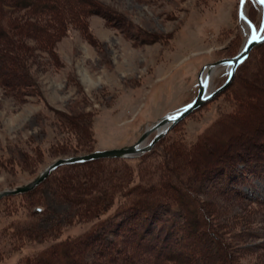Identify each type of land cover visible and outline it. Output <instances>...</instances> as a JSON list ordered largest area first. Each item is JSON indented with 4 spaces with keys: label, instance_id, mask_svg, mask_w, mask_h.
<instances>
[{
    "label": "rangeland",
    "instance_id": "374dc122",
    "mask_svg": "<svg viewBox=\"0 0 264 264\" xmlns=\"http://www.w3.org/2000/svg\"><path fill=\"white\" fill-rule=\"evenodd\" d=\"M20 1L0 0V191L29 183L60 157L132 145L189 104L201 69L236 55L250 34L239 0ZM243 10L259 29V0ZM260 44L219 92L229 66L212 73L207 91L215 94L152 153L59 166L32 191L2 197L0 264H58V248L72 260L65 264H173L156 252L165 236L148 238L158 223L175 234L179 221L184 258L196 244L223 264H264V206L241 194L264 196V176L248 178L251 186L239 187L247 174L232 180L236 194L225 183L235 164L250 170V157L264 168ZM170 209L173 218L181 211L178 226L161 218ZM105 227L106 242V232L96 237ZM83 239L92 248L74 254Z\"/></svg>",
    "mask_w": 264,
    "mask_h": 264
},
{
    "label": "water",
    "instance_id": "95a60500",
    "mask_svg": "<svg viewBox=\"0 0 264 264\" xmlns=\"http://www.w3.org/2000/svg\"><path fill=\"white\" fill-rule=\"evenodd\" d=\"M246 0H239L238 5V16L240 19L245 22V24L249 27L250 34L248 39L243 46V48L233 57L225 58L218 60L216 62H212L206 64L201 71L198 73L197 76V92L194 99L187 104L186 106L182 107L181 109L168 113L161 117L160 119L153 122L148 128L145 129L144 133L141 137L132 145H127L118 148H111L105 150H95L93 152L83 154V155H73L68 157H60L56 159L53 163L45 166L37 175L36 177L27 184L21 185L19 187H15L11 190H1L0 191V199L7 195H19L29 191H32L37 186H39L48 176L49 174L55 170L59 166L63 165H73V164H80L85 163L88 161H92L95 159H132L141 156L142 154L150 151L154 144L158 142L163 135L179 120L184 118L186 115L191 113L192 111L199 108L203 105L206 101H208L215 93H209L208 90V80L211 76V70L218 68L222 65L229 66V77L227 81L221 86L216 92L227 87L231 79L234 75V71L236 67L241 64L248 56L249 51L259 45L264 40V0H259L261 4V13H262V21L259 29H256L254 24H252L249 19L244 14V3ZM256 39H253V37ZM204 73V74H203ZM154 133V137L145 145V142L148 136ZM34 211L42 212L43 209L41 207H35Z\"/></svg>",
    "mask_w": 264,
    "mask_h": 264
},
{
    "label": "trees",
    "instance_id": "16d2710c",
    "mask_svg": "<svg viewBox=\"0 0 264 264\" xmlns=\"http://www.w3.org/2000/svg\"><path fill=\"white\" fill-rule=\"evenodd\" d=\"M25 5H28V3L26 2V0H24V1H20V3H19V6L20 7H23V6H25ZM263 44V43H262ZM259 45H261V44H259ZM256 47H258V45L257 46H255L254 48H256ZM253 48V49H254ZM252 51V50H251ZM251 51L249 52V54H248V56H247V58L241 63L242 65H243V63L249 58V56H250V53H251ZM240 64V65H241ZM235 74H236V70H235V72H234V75H233V78L235 77ZM232 78V79H233ZM164 138V137H163ZM163 138H161L160 140H162ZM159 140V141H160ZM158 141V142H159ZM155 146V145H154ZM154 146H153V148H154ZM153 148L150 150V152H147L146 154H144V155H142V156H140L141 158H143L145 155H148V154H150V153H152V151H153ZM251 156H253L252 154H250ZM258 156V155H257ZM140 157H138V158H135V159H128V160H139V159H141ZM245 157V156H244ZM258 158V157H257ZM255 156H253V157H250V165L249 166H251L250 167V170L249 169H246V167L243 165H241L240 166V164H235V166H233V167H230L229 169V171H231V176H230V174H227L226 176H225V179H227V182L225 181V183L227 184V186H230V189L228 188V190L229 191H232V194H236L237 192H235V191H233V189L235 188V185L234 184H231L232 183V180L233 181H236V178H239V177H241V176H243V175H246L247 174V177L245 178V177H243V178H241V180L242 181H240V183H239V187L241 186L240 184H243V182L244 181H246V185L247 186H251V182H250V178L252 179V178H255V177H257V179H260L262 176H264V168H261L260 167V165H259V161H258V159H257ZM105 160H115V159H105ZM123 160V159H122ZM239 166V167H238ZM233 175V176H232ZM249 178V179H248ZM234 183V182H233ZM237 186H238V184H237ZM240 191V190H239ZM251 193V192H250ZM253 193V192H252ZM242 195H244L245 197H248V198H251V199H255L256 200V204H261L262 206H264V196H262V195H260V194H257V195H255V194H248V193H241ZM256 197H257V199H256ZM144 202L141 200V204H143ZM144 208V207H143ZM178 208V207H177ZM139 209V210H138ZM137 209V211H141V209L140 208H138ZM145 209V208H144ZM176 214H177V217L176 218H173V217H171L172 215H173V213H171V209L169 210V213H166V212H164L163 213V215H161L162 217L161 218H163V220L166 222V223H168V224H176L177 225V222H178V215L181 213V211L179 210V209H176V212H175ZM179 213V214H178ZM147 214V215H146ZM152 214V213H151ZM142 215V217H140V222H138V226H139V230H137L136 232H135V234H136V238L138 239L139 238V240L140 239H142V235L144 234V235H146V232H145V230L147 231H149L150 230V220H151V218H153L154 216H150V211H149V213H143V214H141ZM126 217H129V218H127V219H130V216L129 215H126V216H124V217H119V221L120 220H123L122 222V224H126ZM125 219V220H124ZM176 219H177V221H176ZM118 221V220H117ZM117 221H115V222H117ZM152 222H153V220H152ZM178 223H180V225L178 226V227H180V229L178 230V232H176L175 234L173 233V234H171V233H168L169 232V230L168 229H166V228H168L167 226H162L161 224H159L158 223V225L156 226V229H158L159 231H157V232H155L156 233V235L155 236H150V238H148V240H154V238H156V239H158V237H160V236H162V235H164L165 236V238L163 237L162 238V242H160V243H158L157 244V247L158 248H156L157 249V251L156 252H158V256H160V257H162L163 259H164V261H167V262H171V263H173V264H217V262H218V264H223L222 262H224V261H222L223 260V258H220V254L217 256V255H211V258H207L206 256H205V253L203 252V250H202V248H200V247H202L201 245H197L196 246V244H194V245H192V246H190L189 248H188V252H189V255H185V258L183 257V254L182 253H180V252H183V250L181 251V249H179V246H183L184 244H183V241H181V239H185V232H183V229H182V223L179 221ZM198 225V224H197ZM197 225H196V228H197ZM109 226L110 225H107V229H109ZM132 226H135V224L134 225H132ZM119 227H121V225H119ZM143 227H144V229H143ZM104 228V227H103ZM114 228V227H113ZM164 228V229H163ZM115 229V228H114ZM198 229V228H197ZM155 230V229H154ZM103 231L104 232H101L98 236H96L97 238L98 237H102L103 236V234H105V232L107 233V231L108 230H106V227H105V229H103ZM167 231V232H166ZM158 232H160V233H158ZM161 232H163L162 234H161ZM108 235H110V234H108L107 233V235L105 234L104 235V237H106L105 238V240H104V238H103V240L106 242V241H108V239H110V237L108 236ZM182 236H184V237H182ZM182 237V238H181ZM96 238V239H97ZM121 238V237H120ZM155 239V240H156ZM87 240V241H86ZM83 239L82 240V243H81V247H82V249H81V247H78V246H75V248H74V254L75 253H78V254H81L82 252H83V248H85L86 250L87 249H91L92 248V239H90V240H88V239ZM159 241V240H158ZM185 241V240H184ZM198 241V240H197ZM200 242V241H199ZM75 243V242H74ZM88 243V244H87ZM190 244V243H189ZM95 245H93V247H94ZM197 247V248H196ZM200 249V250H199ZM196 252H195V251ZM173 251L175 252V251H178L177 252V254L176 253H173ZM77 254V255H78ZM176 254V255H175ZM56 255H57V259H58V264L60 263V264H65V263H68L69 261L67 260V259H63L64 258V255H65V251L61 248H58L57 249V253H56ZM77 255H74V256H77ZM182 255V256H181ZM192 255H194L195 257H194V259H193V257H192ZM73 256V257H74ZM227 261V260H226ZM63 262V263H62ZM70 263H72V260L70 261ZM228 263V262H227ZM226 263V264H227ZM225 264V263H224Z\"/></svg>",
    "mask_w": 264,
    "mask_h": 264
},
{
    "label": "bare ground",
    "instance_id": "6f19581e",
    "mask_svg": "<svg viewBox=\"0 0 264 264\" xmlns=\"http://www.w3.org/2000/svg\"><path fill=\"white\" fill-rule=\"evenodd\" d=\"M250 18V17H249ZM244 40V39H243ZM253 50V49H252ZM250 52V51H249ZM249 54V53H248ZM240 67H242V64L238 67V69L240 68ZM217 68H215V69H213V70H211V75H212V73L213 74H215V70H216ZM196 70L197 69H195V72H194V75L196 74ZM229 70V69H228ZM219 71V70H218ZM204 74V73H203ZM211 77V76H210ZM240 98V97H239ZM190 114V113H189ZM186 117V116H185ZM176 125V124H175ZM173 128V127H172ZM162 141V140H161ZM145 145H146V143H145ZM256 150H254L253 151V153H251V154H253V155H255V152ZM141 158V157H140ZM191 164V163H190ZM193 169V168H192ZM166 174V173H165ZM164 177V176H163ZM203 178V177H202ZM257 178V177H256ZM205 179V178H204ZM260 180V179H259ZM177 182V181H176ZM252 183V182H251ZM165 184V183H164ZM177 187V186H176ZM171 192H173V191H171ZM258 193V192H257ZM257 198V197H256ZM177 207V206H176ZM138 209V208H137ZM139 210V209H138ZM154 214V213H153ZM203 224V223H202ZM172 228V227H171ZM193 228V227H192ZM197 229V228H196ZM190 231V230H189ZM133 233V232H132ZM123 235V234H122ZM128 235V234H127ZM129 240V239H128ZM137 242V241H136ZM134 244V243H133ZM136 244V243H135ZM197 246V245H196ZM200 250V249H199ZM207 254V253H206ZM81 256V255H80ZM154 256V255H153ZM155 259V258H154ZM130 261V260H129ZM132 262V261H131ZM130 262V263H131ZM73 263H74V261H73Z\"/></svg>",
    "mask_w": 264,
    "mask_h": 264
},
{
    "label": "snow or ice",
    "instance_id": "6c2138e0",
    "mask_svg": "<svg viewBox=\"0 0 264 264\" xmlns=\"http://www.w3.org/2000/svg\"><path fill=\"white\" fill-rule=\"evenodd\" d=\"M241 3H243V0H241ZM253 39H256V37L254 36Z\"/></svg>",
    "mask_w": 264,
    "mask_h": 264
}]
</instances>
